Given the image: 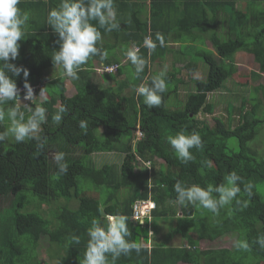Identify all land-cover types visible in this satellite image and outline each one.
I'll return each mask as SVG.
<instances>
[{
  "label": "trees",
  "instance_id": "16d2710c",
  "mask_svg": "<svg viewBox=\"0 0 264 264\" xmlns=\"http://www.w3.org/2000/svg\"><path fill=\"white\" fill-rule=\"evenodd\" d=\"M37 1L42 5L35 11L32 0H27L25 8L21 1L18 5L28 13L29 20L24 38L18 42V57L12 63L28 69L26 79L32 87L42 85L35 90L29 108L20 106L25 118L31 115L29 109L39 104L46 109V121L30 139L17 143L9 133L0 141V206L2 198L11 199L8 206L0 207V264H43L44 242L52 261L83 264L92 221L95 219L106 226L108 215L126 216L131 232L127 239L140 246L139 252L133 249L129 255L121 254L117 264H177L181 260L191 264H262L264 249L256 240L264 235V148L257 147L264 131V82L261 81L264 77V0H244L246 12L236 9L240 0H208L206 4L205 0L191 4L189 0H150L149 11L160 12L159 19L154 14L151 20L146 18L149 7L146 1L114 0L120 27L111 32L100 29L103 41L97 46L107 53L119 45L128 50L134 44L141 46L150 32L157 47L151 55L146 47L139 49L138 55L146 60L139 75L129 61L134 72L124 67L127 75L123 79H119L125 73L123 66L118 67L117 73L104 72L101 77L97 76L104 81L114 80L116 84L94 81L90 73L95 71V62L108 67L119 61L118 57H91L78 70V78H71L77 87L73 95L66 93L64 83L70 77L64 70L46 82L47 69L55 66L52 54L59 49V37L54 31L44 32L47 26L43 23L49 8L59 1ZM181 5L183 16L178 15ZM220 7H224V14L219 13ZM186 14L192 18L196 14L194 23L184 21ZM134 16L138 21H134ZM34 19L38 25H32ZM93 23L98 25L97 21ZM157 33L163 35L164 46L156 39ZM168 38H172L170 43L180 45L176 51L168 46ZM205 38L210 40L213 49L206 46ZM197 42L200 43L197 55L209 65V71L205 78L194 80L193 90V86L177 78L179 68L170 72L150 71V65L167 59L170 53H175V60L185 63ZM242 51L253 54L258 66L251 72L254 95L249 98L242 94L240 99L226 83L230 79L237 81L239 68L235 57ZM171 59L174 61V57ZM188 64L187 67L195 70ZM161 73L166 91L161 93V104L150 108L135 89L145 77L146 86L152 87V78ZM13 78L18 89H24L23 73ZM181 84H186V99L180 98ZM129 87L134 89L131 95L127 94ZM42 89L49 98L39 100ZM221 90L228 91L224 97L230 117L226 121L214 116L211 124L199 114L214 113L216 105L208 97L211 92ZM24 92L3 105L5 111L18 104ZM249 102H253L252 108ZM61 107L66 112L57 122L54 116ZM234 113L239 115L236 124ZM81 120L88 124L86 133L79 126ZM10 124L5 116L0 121V133H6ZM138 128L143 133L141 138L135 136ZM180 132L198 133L203 142L202 148L190 149L194 159L188 163L178 159L168 142L170 136ZM102 152H115L122 161L98 165L92 156ZM57 153L64 154V162L68 164L66 173H59L62 162L53 158ZM157 160L164 163L159 169L155 168ZM145 161H151V168ZM140 162L144 169L139 171ZM233 171L243 178V182L237 181L241 187L239 204L233 200L220 208L217 215L193 204L177 203L173 188L177 180L186 186H220ZM247 183L252 185L251 196L244 191ZM88 192L98 194L99 198L89 196ZM149 192L156 208L133 221L134 201L147 199ZM245 201L247 207H244ZM148 217H154L151 225ZM144 218L147 219L142 223L140 220ZM161 220L166 222V233L154 236V243L149 247L146 245L150 242L149 230L152 229V235L159 234ZM229 234L236 236V241L246 240L249 250H238L235 245L201 247V240L213 242ZM176 236L183 239L184 245L170 244ZM73 237H78L79 242H74Z\"/></svg>",
  "mask_w": 264,
  "mask_h": 264
},
{
  "label": "clouds",
  "instance_id": "9594fccd",
  "mask_svg": "<svg viewBox=\"0 0 264 264\" xmlns=\"http://www.w3.org/2000/svg\"><path fill=\"white\" fill-rule=\"evenodd\" d=\"M19 3L20 0H0V121H3L7 116L11 122L7 132L0 133V141L4 140L5 136L10 133L17 143L32 138L39 130L40 125L46 121V109L39 104L34 109H29L31 115L27 118H25V113L21 110L19 104L8 108L7 111L2 107L7 102L20 97L22 91L25 92L24 97L21 99L31 102L35 97V90L42 87V85H38L33 90L32 85L26 79L29 75L28 69L12 63L18 57L20 47L18 42L24 38V29L29 20L28 13L18 7ZM116 16L114 0H61V3L50 10L47 16V24L52 26L59 37V49L52 54L55 67L62 66L68 77L77 79L78 70L91 57L107 58V51H102L97 46L102 39L100 29H104L106 32L119 29L120 23ZM93 21H97L98 25ZM156 39L159 41L160 46H164L165 41L162 34L157 33ZM144 47L149 50V55H151L157 45L151 37H146ZM138 53L139 48L136 47L130 48L126 52L127 59L135 65L137 75L143 72L146 64V60ZM106 68H104L106 72H111ZM21 73L25 77V90H19L16 80L13 78L19 77ZM162 76L163 73L152 78V87L141 84L135 89L138 95L143 96L144 103L150 108L153 106L158 107L162 102L161 93L166 91V82ZM40 95H43V91ZM65 112L66 108L61 107L54 116V120L61 121V114ZM79 126L85 133L87 132L88 124L85 120H81ZM168 142L175 150L178 159L183 163H188L194 159L190 152L191 148L200 149L203 147L201 136L195 132L190 135L180 132L175 136H170ZM53 158L57 162H62L59 164V173H66L68 164L64 162V154L57 153ZM148 163L146 166L151 168V161ZM237 181L243 182V178L233 171L226 177V183L220 186L212 184H208L207 187L198 184L186 186L183 182L177 180L173 188L177 194V203L181 205L193 204L218 215L220 208L230 204L233 200L237 204L241 202L238 198L241 187ZM244 191L249 196L252 195L251 183L245 184ZM214 193L219 194L218 198L213 195ZM138 200L146 201L150 205L149 214L156 208V202L153 199H136L135 202ZM135 202L133 204V214ZM244 207H247V201L244 202ZM106 220V226H102L95 219L92 221L91 227L88 229L90 239L84 253L83 264H115L116 259L121 254L129 255L133 249L137 252L140 251L138 244L127 239L131 236V232L128 228V218L126 216L108 215ZM72 240L76 243L79 242L78 237H73ZM256 242L264 249V235H260ZM235 247L238 250L247 251L250 245L246 240H241L235 242ZM109 254L111 255V261H109Z\"/></svg>",
  "mask_w": 264,
  "mask_h": 264
},
{
  "label": "rangeland",
  "instance_id": "374dc122",
  "mask_svg": "<svg viewBox=\"0 0 264 264\" xmlns=\"http://www.w3.org/2000/svg\"><path fill=\"white\" fill-rule=\"evenodd\" d=\"M246 5H247V2H245L244 0H240L239 3H236V6H237L236 9L242 10L243 12H246L247 11ZM231 11H232V9H231ZM134 21H138L136 16H134ZM224 26H225V24H224ZM201 39H203V38L201 37ZM194 46L196 49L193 48V53L190 55V57H188V61L186 60L185 63H181L178 60H175V57H174V61H172L171 58L173 56L168 55V58L161 61L160 63H157V62L153 63L151 66V70H157V71L162 70L164 72H170V71L175 70V67H176V69L179 68L178 71H180V70L181 71L177 74V78L182 79L187 85H189L191 87L193 86L192 87V90H193L194 85H195L194 80L205 78L207 76L208 71H209V68H208L209 65L197 55L198 54L197 48L200 47V43L197 42L196 44H194ZM208 46H209V48L213 49V45L210 41H208ZM178 47H179V45H177V48ZM183 48H184V46H183ZM176 57L178 58L177 54H176ZM118 60L122 61V59H118ZM235 60L237 61L238 68H239L238 73L236 75L237 81L234 82L233 80L230 79L229 81H227L226 86L229 89H235L236 94H238L237 96H239L240 99H241L242 94H243V96H247L250 98L251 95H254L251 91V89L254 85V82L252 81L251 72L253 69L257 68L258 64L255 62L254 55L251 53L245 52V51L239 52L237 54V56L235 57ZM124 61H125V63H124ZM191 61H192V63H191ZM189 62L195 68V70H192L190 68V66L187 67V65H189L188 64ZM121 66L127 68L129 71L131 70V73L133 74L134 69L132 68L131 65L128 64V60H123V64L121 63ZM94 67H95V71H91L90 77L94 81L103 82L100 78H97V76L101 77V74L106 72L104 70V67L99 62H95ZM100 68H103V70H100ZM62 72H63V68L61 66H56V67L54 66V67L49 68V70L47 69V71H46V82L53 79L54 77H56V75L58 73H62ZM236 76H234L233 78H235ZM263 76H264V73H263ZM124 77H125V74H123L120 78H124ZM133 77H135V76L133 75ZM261 81L264 82V77L261 78ZM113 82H114V80H112V81L110 80L107 84H113ZM237 82H239V85H235V83H237ZM247 83H248V85L246 86ZM64 84H65V87L67 89V91H66L67 95H73L76 93L77 87L71 78L70 79L67 78ZM186 84H181L179 87V93H180L181 99H186V88H185ZM129 89L130 90H128L127 94L131 95L132 94L131 91H133L134 89H133V87L132 88L129 87ZM42 91H43V95L39 94V96H38L39 100L49 98V94L44 89H42ZM227 93H228V91H226V90H221L218 92H211L209 94L208 98L215 103V105H216L215 111L212 114H210L206 111L205 112L202 111L199 114V117L201 119H208L211 124H213V122H214V119H213L214 116H220L224 120L227 121V119H229V117H230V114L226 108V105H227L226 102L227 101H226V98L224 97L225 95H227ZM17 102L20 106H24L27 108H29L31 105L30 101H25L24 99H18ZM237 104H239V102H237ZM252 105H253V102L248 103L249 108H252ZM233 117L235 119L234 123L236 124L237 121L239 120V115L237 113H234ZM140 131H141L140 129H137L136 133H135L138 138L142 137V135H139ZM261 136L262 137L259 140V145H257V147L259 149L264 148V131L261 134ZM156 154L158 155L159 153H156ZM118 156L119 155L115 152H112V153L111 152H102V153H95L92 157L94 158V160L97 162L98 165H102L105 162H110V163L118 162V163H120L122 161V159L119 158ZM162 163H163L162 160L161 161L157 160L155 168L159 169ZM138 169H139V171L144 169V164L142 162L139 163ZM88 195L92 196V197L99 198V195L94 194V192H88ZM1 200H2V202H1L0 207L8 206L11 203L10 202L11 199L7 200V199L2 198ZM163 225H164V228H163ZM161 226H162L161 234H163L166 231V222L162 221ZM158 236L160 237V233ZM235 242H236V236H233V234H229V235H225V236H223V238L217 239L213 242L205 241L202 243V245L204 247H209V246L234 247ZM44 243L45 244L43 247H41V250H42V257L47 262L46 264L58 263L56 261H50V259L47 257V251L45 248V247H47V243L46 242H44ZM262 264H264V261H262Z\"/></svg>",
  "mask_w": 264,
  "mask_h": 264
},
{
  "label": "crops",
  "instance_id": "0c3cea01",
  "mask_svg": "<svg viewBox=\"0 0 264 264\" xmlns=\"http://www.w3.org/2000/svg\"><path fill=\"white\" fill-rule=\"evenodd\" d=\"M22 3H23V6H24V8L25 7H27V0H20ZM59 1V3L58 4H54L53 5V7H51V8H49V10H52L53 8H55V7H57L60 3H61V0H58ZM142 1H146V3H148L149 4V7L147 8L148 9V14H147V16H146V18L148 17V19L149 20H151V17L154 15V17H156L157 19H159V17H160V12H155V13H152V10H150L149 11V8H150V0H142ZM189 1H191L190 2V4L191 3H195L196 1L195 0H189ZM189 1L187 2L188 3V5H190L189 4ZM206 1H208V0H205L204 1V3L206 2ZM219 1H221V2H223V0H219ZM44 2L45 3H47V0H44ZM219 3V2H218ZM237 3H239V1L237 2ZM206 4V3H205ZM40 5H42V4H39V2L36 0H32V8L34 9V11L35 10H37V8L40 6ZM195 5V4H194ZM217 5V3H215V6ZM49 6V5H48ZM41 7H47L46 5L45 6H41ZM40 7V8H41ZM182 7H183V5H181L180 6V11H178L179 13H178V15H180V16H183L184 15V12H181L182 11ZM211 7V6H210ZM212 8H215V7H212ZM115 9H117V8H115ZM116 13H117V11H116ZM220 14H224V7H220V12H219ZM196 15V14H195ZM195 15H194V17L192 18L191 17V15L190 14H186L185 15V19H184V21L186 22V23H188V24H191V23H194V21L196 20L195 19ZM201 16V14L199 15V17ZM198 17V18H199ZM117 18H119V15H118V13H117V16H116V19ZM197 18V19H198ZM118 20V19H117ZM39 24V22H38V20L37 19H34L33 21H32V25L33 26H35V25H38ZM46 24V26H47V29L46 30H44V32H52V31H54L53 29H51L52 28V26L51 25H48L47 24V20L43 23V25H45ZM55 32V31H54ZM101 33H102V30H101ZM148 37H151V35H150V32H149V36ZM169 39V41H168V46L169 47H172L175 51H176V49H178L179 47H180V45L179 44H172V43H170L171 42V40H172V38H168ZM206 39V38H205ZM112 40H113V43L115 42V40H114V37H112ZM102 41H103V34H102V39H101V41H99V43H100V45L102 44ZM206 41V46H208V41H210V40H208V39H206L205 40ZM177 45H179V47L177 48ZM141 46H144V42L142 43V45ZM141 46L139 45V44H134L133 46H132V48L133 47H136V48H141ZM209 47V46H208ZM131 48V46L129 47V49ZM126 52H127V49H124L121 45H119L118 47H116V49H113V50H111L110 51V53H108V56L110 57V58H115L116 56L118 57V59H122V61H117V62H115V63H113V64H111L110 65V67H114V69L113 70H111V72L110 73H117V70H118V67L120 66L121 67V63L123 64V60H128L127 59V57H126ZM168 55H172L173 57H175V53H170V54H168ZM168 57V56H167ZM219 58V57H218ZM98 62V61H97ZM124 63H125V61H124ZM128 63H129V60H128ZM101 64V63H100ZM102 66L105 68L106 66H104V64H102ZM151 66L152 65H150V71L151 72H153V71H157V70H151ZM117 67V68H116ZM124 68V67H123ZM133 68V67H132ZM97 69V68H96ZM100 70H103V68H100ZM105 70V69H104ZM106 71V70H105ZM124 71H125V73H122V75L123 74H125V75H127L126 74V70H125V68H124ZM122 75H120L119 76V79H123V78H120ZM103 80V79H102ZM104 81V80H103ZM112 81V80H111ZM146 81H147V77H145V79H144V81L141 83V84H143L144 86H146ZM98 82H100V83H102V84H107L109 81H104V82H101V81H98ZM113 84H116V82L114 81L113 82ZM140 84V85H141ZM136 91V90H135ZM137 93V92H136ZM138 95V94H137ZM138 129H140V128H138ZM141 130V129H140ZM136 133V132H135ZM135 136H136V134H135ZM147 162H149V161H145L144 163H145V165H147ZM149 197L147 198V199H145V200H148V199H152V192H149ZM135 202V201H134ZM132 220L133 221H138V220H135L134 218H133V215H132ZM145 219H147V218H144V219H142V220H140V221H143L142 223H144L145 222ZM148 219L151 221L150 222V224L149 225H151L152 224V220H154V217H148ZM161 223H162V220L161 221H159V224L161 225ZM150 228H152V227H150ZM149 228V229H150ZM163 228H164V225H163ZM166 228H167V226H166ZM161 229H162V226H160V237L163 235L164 236V234L166 233V231L163 233V234H161ZM167 230V229H166ZM159 234H154L153 233V235H152V229H150L149 230V236H150V242L148 243H146V245H148L149 247H152V244L154 243V236H156V238L157 237H159L158 236ZM194 236L196 237L197 235H196V232H194ZM203 242H205V241H203V240H201V247L202 248H207V247H204L203 245H202V243ZM145 244V243H144ZM170 244L173 246H182V245H184V241H183V239L181 238V237H179V236H176V237H174L173 238V240L170 242ZM49 259H50V257L49 256H47ZM44 260V259H43ZM118 258L116 259V261H115V264H117V262H118ZM50 261H52L51 259H50ZM54 261V260H53ZM47 262L44 260L43 261V264H46ZM59 264H60V262H58ZM58 263H56V264H58ZM52 264H55V263H52ZM140 264V263H139ZM177 264H191V263H186V262H184V261H178V263Z\"/></svg>",
  "mask_w": 264,
  "mask_h": 264
},
{
  "label": "built area",
  "instance_id": "2783aa9c",
  "mask_svg": "<svg viewBox=\"0 0 264 264\" xmlns=\"http://www.w3.org/2000/svg\"><path fill=\"white\" fill-rule=\"evenodd\" d=\"M107 70H113L114 67H107ZM35 87H33V90ZM142 131L139 132V135H142ZM152 207V206H151ZM150 212V205L146 203V201H136L135 205H134V214H133V218L138 220L143 218L144 216H147Z\"/></svg>",
  "mask_w": 264,
  "mask_h": 264
}]
</instances>
